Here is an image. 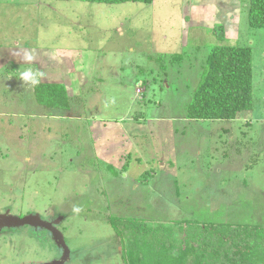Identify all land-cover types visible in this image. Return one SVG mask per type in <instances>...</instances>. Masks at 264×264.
Returning <instances> with one entry per match:
<instances>
[{
    "label": "rangeland",
    "instance_id": "374dc122",
    "mask_svg": "<svg viewBox=\"0 0 264 264\" xmlns=\"http://www.w3.org/2000/svg\"><path fill=\"white\" fill-rule=\"evenodd\" d=\"M216 25L251 47L253 109L190 121ZM29 69L70 110L38 105ZM0 215L59 220L67 264H121L112 216L264 225V30L242 1L0 0ZM60 253L44 229H0V264Z\"/></svg>",
    "mask_w": 264,
    "mask_h": 264
},
{
    "label": "trees",
    "instance_id": "16d2710c",
    "mask_svg": "<svg viewBox=\"0 0 264 264\" xmlns=\"http://www.w3.org/2000/svg\"><path fill=\"white\" fill-rule=\"evenodd\" d=\"M119 5L153 0H60ZM249 28L264 30V0H241ZM217 41L202 66L197 88L186 106L190 121H234L253 109L252 50L225 44V27L216 25ZM180 55L169 57L176 62ZM163 59L161 56L157 60ZM35 102L51 110H70L64 84L33 87ZM126 166L123 167V170ZM143 178H145L143 176ZM121 249L122 264H264V225L203 223L197 220L148 223L135 217L108 219Z\"/></svg>",
    "mask_w": 264,
    "mask_h": 264
},
{
    "label": "water",
    "instance_id": "95a60500",
    "mask_svg": "<svg viewBox=\"0 0 264 264\" xmlns=\"http://www.w3.org/2000/svg\"><path fill=\"white\" fill-rule=\"evenodd\" d=\"M58 221L45 222L42 221L37 215H29L23 217H12L0 215V228H18L23 226H29L32 228H41L48 231L51 234L52 240L57 247L62 250V256L60 259L53 260L49 264H64L69 257V250L65 244L62 233L56 228Z\"/></svg>",
    "mask_w": 264,
    "mask_h": 264
},
{
    "label": "clouds",
    "instance_id": "9594fccd",
    "mask_svg": "<svg viewBox=\"0 0 264 264\" xmlns=\"http://www.w3.org/2000/svg\"><path fill=\"white\" fill-rule=\"evenodd\" d=\"M26 60L31 61L32 57L31 56H26ZM44 74L41 72H34L33 70H25L20 74V79L24 84H27L31 87H35L40 83V77H42ZM74 212H79L81 211L80 208H74Z\"/></svg>",
    "mask_w": 264,
    "mask_h": 264
},
{
    "label": "flooded vegetation",
    "instance_id": "af4514ba",
    "mask_svg": "<svg viewBox=\"0 0 264 264\" xmlns=\"http://www.w3.org/2000/svg\"><path fill=\"white\" fill-rule=\"evenodd\" d=\"M52 222H54V221H52ZM3 228H9V227H3ZM57 228V227H56ZM1 229V228H0ZM60 251H61V255H60V258H61V256H62V250L60 249ZM60 258H57V259H60ZM57 259H55V260H57ZM70 261V253H69V257H68V259L65 261V263L64 264H67L68 262ZM121 264H122V260H121Z\"/></svg>",
    "mask_w": 264,
    "mask_h": 264
},
{
    "label": "crops",
    "instance_id": "0c3cea01",
    "mask_svg": "<svg viewBox=\"0 0 264 264\" xmlns=\"http://www.w3.org/2000/svg\"><path fill=\"white\" fill-rule=\"evenodd\" d=\"M32 90H33V87H32ZM27 161H28V159H27Z\"/></svg>",
    "mask_w": 264,
    "mask_h": 264
}]
</instances>
